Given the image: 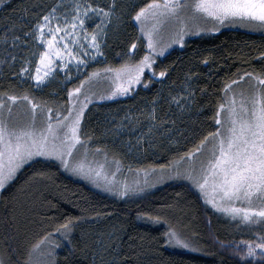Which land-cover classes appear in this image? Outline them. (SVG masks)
<instances>
[{"label":"snow or ice","instance_id":"6c2138e0","mask_svg":"<svg viewBox=\"0 0 264 264\" xmlns=\"http://www.w3.org/2000/svg\"><path fill=\"white\" fill-rule=\"evenodd\" d=\"M137 7L131 19L140 32L137 39L147 51L135 59L138 45L132 42L123 54L128 60L85 76L78 86L67 90L66 105L53 108L28 93H0V190L26 165L39 163V158H43L58 162L65 171L121 198L143 191L115 181L119 161H115L116 171H111L106 168L107 161L93 164L88 160L101 151L88 147L92 138L85 137L81 127L85 109L98 95L91 90L92 81L101 76V71L108 77V95L99 94V99L127 95L136 85L147 87L150 81L142 77L153 68L155 57L163 56L171 44L182 43L189 32L198 34L194 30L197 25L212 24V29L201 27L200 31H218V26L237 21L264 28V0H150ZM124 14L121 0H56L24 32L26 39L21 40L14 31L5 35V45L10 36L12 43L8 46L13 49L29 40L44 49L38 53L35 74L30 70L32 61L22 58L19 73L13 75L29 77L36 82L34 87L43 85L47 77L61 70L70 80L73 66L79 71L89 61L104 56L109 32ZM5 52L10 62L17 60L7 48ZM259 59L264 60V52ZM151 75L157 73L153 71ZM158 75L165 77L166 73L160 71ZM236 77L223 84V94L213 107V130L167 167L171 170L169 178L190 181L205 204L229 217L238 229L247 231L248 239L217 241L236 264H264V69L238 72ZM191 95L189 92L186 97L172 96L171 102L182 107ZM150 115L153 120L157 118L154 109ZM144 183L152 186L147 180ZM81 219L66 217L51 232L46 231L25 250L23 260H14V251L8 248L0 249V264H59L57 249L67 246L72 253L74 228ZM149 219L159 223L161 218ZM163 235L167 244L190 247L171 225ZM101 247L105 253L116 250L113 245Z\"/></svg>","mask_w":264,"mask_h":264},{"label":"trees","instance_id":"16d2710c","mask_svg":"<svg viewBox=\"0 0 264 264\" xmlns=\"http://www.w3.org/2000/svg\"><path fill=\"white\" fill-rule=\"evenodd\" d=\"M147 2L150 0H121L125 14L109 32L104 64L91 69L124 63L129 58L123 54L132 42L138 45L135 59L144 55L146 48L137 39L140 32L131 16L137 6ZM55 3L56 0H6L0 8V30L20 21L30 27L41 12ZM22 51L28 54L27 49ZM261 52L264 35L225 30L190 39L184 49L158 58L154 72L159 76L164 71L165 77L155 80L154 87L140 89L129 98L126 111L142 112L143 107L156 101V110H165L166 98L187 82L191 83L192 111L180 120L183 136L179 141L155 139L151 150L149 147L141 150L135 166L167 167L170 161L193 149L207 131L213 130V107L223 94V84L236 79L238 72L264 69V60L259 59ZM77 85L78 82H71L61 90L51 83L37 90L29 81L21 82L8 67L0 74V93H28L53 108L66 105L67 90ZM121 111L116 102L93 103L85 113L82 134L92 138L89 146L102 149L128 166L127 152L123 147L113 146L108 136V115ZM39 172L45 175H34ZM156 216L161 218L159 223L149 219ZM66 217L82 219L74 228L72 253L69 254L67 246L58 251L59 264H101V257L104 264L113 260L117 264H236L217 241L249 238L246 230L213 214L198 193L183 181L169 183L142 199L124 200L104 195L68 176L54 162L40 161L24 168L0 195V249L8 248L14 251V260H23L25 250ZM170 225L193 244L195 252L176 250L165 242L163 234ZM102 244L113 245L115 252L110 249L105 253Z\"/></svg>","mask_w":264,"mask_h":264},{"label":"rangeland","instance_id":"374dc122","mask_svg":"<svg viewBox=\"0 0 264 264\" xmlns=\"http://www.w3.org/2000/svg\"><path fill=\"white\" fill-rule=\"evenodd\" d=\"M5 2H6V0H3V3H0V8ZM30 27L25 26V24H23L22 21H20V22L15 23V25L14 24H12V25L8 24L4 27L3 30H0V74L7 67H8V70H12L13 73L14 72L19 73V68L21 66V59L22 58H27V59L32 61L31 65H30V70H31L32 74H35V66L39 60L38 53L40 51H43L44 49L42 47L37 48L36 46L33 45V43L30 40L26 45L23 43H20L17 48L13 49V48L8 46L12 43L10 36H9V40H8V45H5V43H4L5 35L13 32V31L15 32L16 35L21 37V40L26 39L23 34H24V32L28 31ZM201 27H205L207 29H212V24L209 22L206 25L202 24V25L195 26L194 30L198 34H193L192 32H189V34L185 35L182 43L171 44L170 47L166 48L163 56L155 57V61L158 58H163L164 56H166L167 54L171 53L174 50L184 49L186 42L189 41L190 39L201 37V36H207L209 34H216V33H219L221 31H225V30L243 31V32L251 33V34L264 35V28L248 26V25L242 24L241 22H238V21L237 22H226L224 25L218 26V28H219L218 31H216V30L200 31ZM89 30H91V27ZM5 48H7V52H11L17 56V60L14 63L10 62L8 60L7 53L5 52ZM23 49L28 50L27 55H25L23 53V51H22ZM146 51H147V49H146ZM33 53H36V55L34 57H33ZM104 60H105L104 56L98 57L95 61H89L87 66L81 67L79 69V71H77L75 66H73L72 71L70 73V76H71L70 80L65 76V74L62 70L56 71L54 76L50 75L49 77H47L45 79L44 84L40 85L39 87H34L36 82L31 80L27 76H25L23 78H20L18 76L17 77L20 79L21 82L29 81L32 84V86L37 90H42L46 85L51 84V83H56L57 85H59L61 90H64V89H66V86L69 83L78 82V85H79L80 80L84 79L85 76L89 75L90 73H92L94 71H99L98 69H91V67L96 65V64H101V65L104 64ZM153 71H154V68H152L151 71L146 70L144 77H142V80L150 81L148 83L147 87H144L143 84L136 85V86H134L133 90L127 95L115 96V97H112L110 99H107V98L106 99H99L98 98L99 94H103L105 96L108 95L107 89L109 87L108 77L101 71V76L99 78L94 79L92 81V84H91V90L93 92L97 93L98 95L93 97L92 103H90L88 105V107L85 109V113H86V111L88 110L90 105H92L93 103H96V102L97 103H108L109 105L112 102H116V103H118V107L121 110H123L120 113H114V114L108 115V119H109L108 136L110 137V139H112L111 144L113 146L123 147L124 150L127 152L128 158H129V165L125 166L121 161L109 157L107 155V153H105L102 149H101L100 153L95 155L94 157L90 155L88 157V160L90 162H92L93 164L105 163L107 161L106 168H109L111 171H116L117 165H116L115 161H119V171L116 172L115 181L118 182L120 185H123L126 183L131 187L143 188V191L131 193L129 196L121 198L118 194H114L112 192L106 191L103 186L97 187L90 180H88L84 177H81V176L73 175L72 173L65 171L61 167L62 170L68 176L87 184L88 186H90L94 190L99 191L100 193H102L104 195H108L110 197H114L117 199H124V200L125 199L126 200H128V199H140V198L142 199V198L150 195L154 191L161 189L165 185L172 183V182H177V181H183V182L189 184L191 186V188L193 190H195L198 193V195L200 196L198 189L194 188L190 181L184 180V179L169 178V172L171 170L168 169V167H165L164 169H162L161 167L160 168H153V169H139L135 166L136 163L138 162L141 150H143L146 147H149V149L151 150L152 144H154L155 139L163 140L164 142H168V143H176L177 141H179L181 139V137L183 136L182 135L183 132H182V129L180 127V120L183 119L184 116L191 114V111H192V95L188 98V102H186L182 107H177V105L175 103L171 102L172 96L186 97L189 92L192 93L191 88H190V86H191L190 82L183 84L178 90L175 89V91L173 92L175 94H173L171 96L169 95L166 98V100H165L166 109L165 110H163L161 108L160 110L157 111L156 108L154 107V105L157 104V101H156V102H153V104H151L150 107L148 105H146V107H143L144 110L142 112L137 113L136 111L132 112L131 110L126 111V107H127L126 105H128L127 100L129 98H131V97L133 98L140 89L145 90L149 87H154L155 80L160 79V76L156 75L153 77L151 75V72H153ZM80 99L83 100V96H81ZM122 100H124V101H122ZM153 109L155 110V116L157 117L155 120L151 119V115H150V113L152 112ZM20 110L21 111L23 110V105H21ZM124 111H126V113L122 114V112H124ZM83 120H82V122H83ZM81 127H82V125H81ZM88 147L90 149H93V150L96 149V147H91V146H89V144H88ZM39 160L40 161L54 162V163L58 164V162H56V161L44 160L43 158H39ZM29 165H31V164H29ZM29 165H26L24 168H26ZM23 169H21L17 173L16 177L18 176V174ZM146 172H147V176L145 175ZM145 180H147L148 184H150L152 186L146 185L144 183ZM3 190L4 189L0 190V195H1ZM202 200H203V198H202ZM203 203H204V200H203ZM205 206L213 214H215V215H217L223 219L231 221V219L229 217L216 212L214 209L211 208L210 205L205 204ZM185 240L188 241L187 239H185ZM57 242H59V240H57ZM188 242L190 244L189 248H183V247H179V246H175V245H171V244H170V246L176 250L179 249V250H185L188 252H195L196 248L193 246L192 243H190V241H188ZM62 248L63 247L57 249V254H58V251L61 250ZM193 249H195V250H193ZM56 259H57V256H56Z\"/></svg>","mask_w":264,"mask_h":264}]
</instances>
